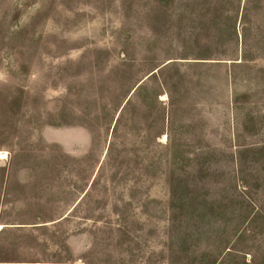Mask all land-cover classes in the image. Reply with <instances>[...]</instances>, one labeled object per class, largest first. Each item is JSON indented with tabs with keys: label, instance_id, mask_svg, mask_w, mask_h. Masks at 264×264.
<instances>
[{
	"label": "rangeland",
	"instance_id": "rangeland-1",
	"mask_svg": "<svg viewBox=\"0 0 264 264\" xmlns=\"http://www.w3.org/2000/svg\"><path fill=\"white\" fill-rule=\"evenodd\" d=\"M0 225L5 262L264 264V0H0Z\"/></svg>",
	"mask_w": 264,
	"mask_h": 264
},
{
	"label": "crops",
	"instance_id": "crops-1",
	"mask_svg": "<svg viewBox=\"0 0 264 264\" xmlns=\"http://www.w3.org/2000/svg\"><path fill=\"white\" fill-rule=\"evenodd\" d=\"M7 229L5 226H1L0 225V245H1V237H2V234L4 233V230ZM25 264V263H15V262H5V261H2L0 260V264ZM30 264H42V263H37V262H34V263H30Z\"/></svg>",
	"mask_w": 264,
	"mask_h": 264
}]
</instances>
